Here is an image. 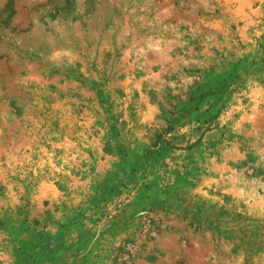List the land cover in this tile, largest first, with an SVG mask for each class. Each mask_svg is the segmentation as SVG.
Masks as SVG:
<instances>
[{"label": "rangeland", "instance_id": "374dc122", "mask_svg": "<svg viewBox=\"0 0 264 264\" xmlns=\"http://www.w3.org/2000/svg\"><path fill=\"white\" fill-rule=\"evenodd\" d=\"M0 264H264V0H0Z\"/></svg>", "mask_w": 264, "mask_h": 264}, {"label": "trees", "instance_id": "16d2710c", "mask_svg": "<svg viewBox=\"0 0 264 264\" xmlns=\"http://www.w3.org/2000/svg\"><path fill=\"white\" fill-rule=\"evenodd\" d=\"M9 17V16H8Z\"/></svg>", "mask_w": 264, "mask_h": 264}]
</instances>
